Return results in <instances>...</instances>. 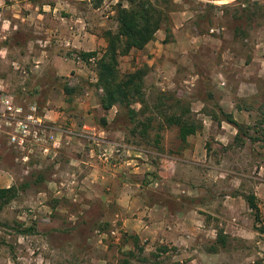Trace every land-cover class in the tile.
I'll list each match as a JSON object with an SVG mask.
<instances>
[{
  "label": "rangeland",
  "instance_id": "374dc122",
  "mask_svg": "<svg viewBox=\"0 0 264 264\" xmlns=\"http://www.w3.org/2000/svg\"><path fill=\"white\" fill-rule=\"evenodd\" d=\"M118 1L0 0V90L26 103L37 102L44 93L40 111L50 116L48 122L65 131L61 147L45 156L36 144L27 143L24 150L10 145L0 128V188L29 184L0 207V264H123L122 250L128 249L134 250L129 264H144L143 257L150 264H264V147L260 141L247 138L234 141L236 129L226 122L218 125L208 114L217 103L249 126L252 134L253 128L264 125V0H172L173 6H162L169 19L154 38L143 49H132L119 57L121 72L147 65L144 93L150 104L158 91L176 93L191 103V119L202 123V129L189 136L192 146L205 153L201 158L197 155L202 166L185 161L157 162L160 170L175 172L185 194L197 185L196 202L185 204L202 202L203 209H196L200 214L195 218L201 219L204 227L180 240L173 239L175 233L164 237L161 230H146L138 235L141 251L132 247V239L124 243V238L137 234L135 230L143 221L124 226L120 218L138 217L140 201L134 203L133 197L145 198L141 205L150 200L164 203L153 195L159 186L152 184L147 190L138 187L135 181L144 180L151 171L147 167L140 172L133 170L137 161L128 164L126 160L134 153L116 152L105 142H100L101 146L92 142V138L126 142L122 131L103 132L98 126V119L106 116L110 120L116 108L105 112L100 107L101 90L95 91L92 68L78 76H59L54 75L49 62L53 55L63 58L61 55L70 52L71 47L61 45L60 40L62 35L73 39L65 21L71 7L80 16L72 26L89 33L79 40H91L92 45L85 48H92L99 56L106 45L102 32L116 29ZM246 2L249 12H254L250 20L237 18L236 12ZM203 11L210 17L199 18ZM196 20H200L199 26ZM27 30L34 36L24 46L23 32ZM42 45L46 52L38 50ZM44 74L50 79L47 86L41 82ZM80 78L87 83L70 94L72 100L67 103L62 84L77 86ZM239 104L242 110L235 108ZM134 106L140 107L138 103ZM162 135L166 153L173 150L178 152L175 155L182 154L176 126L164 128ZM23 154L28 155L26 161ZM142 158L133 157L143 163ZM91 163L96 172H88ZM40 170L46 173V180L35 184L31 174ZM169 183L166 180L164 184ZM249 193L256 196L259 222L244 199ZM223 202H231V209ZM105 222L109 226L101 229ZM29 227L33 228L31 233H20ZM180 229L179 224L174 228ZM219 229L228 236L227 246L208 252L206 248ZM192 258L196 260L190 262Z\"/></svg>",
  "mask_w": 264,
  "mask_h": 264
},
{
  "label": "trees",
  "instance_id": "16d2710c",
  "mask_svg": "<svg viewBox=\"0 0 264 264\" xmlns=\"http://www.w3.org/2000/svg\"><path fill=\"white\" fill-rule=\"evenodd\" d=\"M162 6L165 9L173 6L172 0H119L114 15L117 22L116 29H106L102 32V37L106 42L102 53L97 56L98 52L95 50H73L68 54V56L73 55V57L88 63V66L92 68V71L96 75V80L93 84L95 91L101 90V93L98 94V102L102 110L108 112L112 108H116V112L110 120L106 116H101L98 119V126L105 130H120L124 133L127 144H131L137 148L142 147L146 151L152 149L159 154L166 153L164 151L162 135L164 128L171 126L177 127V137L180 141L181 148L188 145L186 141L188 136L202 129V123L197 124L190 117L191 103L184 102L182 98L176 96V93L165 90L158 91L154 97V102L152 104L149 103L144 93V78L148 71L147 65L127 72H121L119 69V57L128 54L132 49H143L154 38L155 32L161 27L162 23H165L169 19L168 14L165 13ZM249 6L246 2V6L236 12L237 18L250 20L251 14L253 16L254 12H249ZM198 17L208 18L210 16L207 11H203ZM199 21L196 20L194 22L196 26H199ZM238 30H241V28H238ZM23 33L25 38L22 44L25 46L29 41H32L31 39L34 35H31L30 30ZM91 58L93 61H90ZM52 79L54 81L56 78L53 77ZM80 80L77 86H70L67 83L62 84L61 88L65 93L67 103L72 100L69 95L74 91L83 89L84 84L87 83L85 79L80 78ZM48 81L50 83L49 76L41 78L42 83L46 82L45 86H47ZM50 86L52 85L50 84ZM36 91L37 88H34L33 92ZM12 95L17 99L14 94ZM43 98L44 93L41 95V98H38L37 102L34 101L39 110H41L44 104ZM166 101H170L169 103L171 104H166ZM137 103L140 105L138 109L134 106ZM214 105L215 110L209 111V116L218 125L221 122L232 125L236 129L233 137L234 141L241 142L243 141L242 138H247L254 142L260 141L264 147V125L253 128L252 132L254 134H252L250 133V127L239 122L233 116L232 112L226 111L217 103ZM235 108L242 110V104L236 105ZM167 153L174 154L178 152L169 150ZM31 175L34 177L33 182L35 184L46 180V173L42 170ZM163 178L165 177L158 172H148L146 178L141 180L140 184L147 186L148 183ZM27 185L29 184L24 183L19 187L11 185L0 188V207L14 199L18 195L19 189H23ZM153 195L155 197L160 196L167 206L175 208L182 207L177 205L176 201L181 202V205L184 203L183 201L196 202L195 198L183 195L177 197L169 196L167 192H162L161 194L153 193ZM244 199L254 213L255 222H259V208L256 196L253 193H249L244 195ZM168 201L172 204H167ZM109 209L113 213L116 211L113 206L109 207ZM118 224L120 225V222ZM107 226H109V222L103 223L101 229ZM255 229L262 231V228L257 226H255ZM32 230V227L24 228L20 230V233H31ZM227 237V234L222 229L217 230L216 237L206 248L207 251L215 253L218 250L224 249L227 246ZM129 239H132V247H136L139 251L143 250L139 245L138 234H129L128 237L124 238V243H127ZM122 252L125 255L122 261L123 264H129L131 257H134V250L128 249L122 250ZM146 259L143 257L141 261L144 264H150L151 262L146 261Z\"/></svg>",
  "mask_w": 264,
  "mask_h": 264
},
{
  "label": "crops",
  "instance_id": "0c3cea01",
  "mask_svg": "<svg viewBox=\"0 0 264 264\" xmlns=\"http://www.w3.org/2000/svg\"><path fill=\"white\" fill-rule=\"evenodd\" d=\"M70 17H66V20L70 26H69V34L71 37H73V39L71 40V38H66L64 35H62L61 40H60V44L61 45H65L70 46V51L72 52L73 50H84V51H91L93 50L92 48H85L86 44L88 45H92L91 44V40L88 42H83L82 40H79V37H81L82 34H88V31L86 30H80L81 28H76V26H72V23H74V25H76V21H78L79 19V15L76 16V14L74 13L73 7H71L70 9ZM74 13V14H73ZM77 17V18H76ZM65 18V17H64ZM62 19V18H61ZM63 29H61L62 31ZM65 31V30H64ZM67 36H68V32H67ZM37 41H40V39H36ZM84 41L86 39H83ZM32 41H29L27 44H29ZM46 41H44L45 43ZM43 44V42H42ZM34 45V44H32ZM45 45V44H44ZM78 45H83L81 48ZM45 46L42 45V47H39L38 50L41 52H46L47 49L44 48ZM49 55V54H48ZM55 57H58V59L60 60H56ZM52 57H50L49 62L53 67V73L55 75H64V76H78L80 75V73H82L84 70H87L86 73L89 71L90 66H88V63L82 61L81 59L75 58L73 57V55L70 56H65L64 54L61 55L63 56H57V55H53ZM64 61V62H63ZM90 61H93L92 58L90 59ZM38 62V61H37ZM91 69V68H90ZM93 75H95L93 72H91ZM45 76V74H44ZM43 76V77H44ZM96 78L93 80L95 81ZM70 85V84H69ZM100 90V89H99ZM44 116L48 119V117H50L49 115H45ZM52 119V118H51ZM108 119V118H107ZM50 121V120H48ZM101 131L105 132V129H100ZM120 131V130H119ZM107 132V131H106ZM194 135V134H193ZM192 136V135H190ZM87 138V137H86ZM89 139H91V136H88ZM187 146L182 148V150L180 151L182 154L180 155H175V154H170V153H161L159 154L157 151L155 150H143V149H139L131 144H127L126 142H115V141H109V140H105V139H100V138H92V142L96 145H100V142H105L107 144V146H120L119 150H126L127 152L130 153H134L132 158L127 159V163L131 164L133 161H137L134 165V171L136 172H140L142 168H146L149 169L151 172H158L160 174H162V176H164L165 178L163 179H156L150 183H148L147 186L141 185L140 182L135 181V183H137L139 188H143L145 190H147V188L149 186H151L152 184L154 186H159L158 190L153 189V193H157V194H161L162 192H167L169 193V196H174L177 197L179 195H183L186 197H196V191L198 190L197 185L192 186L191 188H189L187 190V194H185V188L184 185L182 184L181 180L176 177L175 172L171 171V170H160L161 168V163L157 162L158 160H164V161H172V162H191L192 164H198V160L202 161L200 158L202 156L205 155V153L201 152V149H196V147L192 146V140L190 139V137L188 136L187 138ZM101 146V145H100ZM113 148V147H112ZM114 149V148H113ZM118 150V151H119ZM114 151V150H113ZM197 153V154H196ZM101 154H103V152H101ZM141 154H143V156H141ZM151 154V155H150ZM199 154V155H198ZM132 155V154H130ZM197 155L200 157H197ZM179 156V157H178ZM133 157L136 158H142L144 160V162L142 163L141 160H137V159H133ZM148 157H151V160L148 159ZM177 157V158H176ZM183 157H186L183 158ZM154 159V160H153ZM157 159V160H156ZM139 161L141 162V167ZM197 162V163H196ZM134 163V162H133ZM88 167L91 168H87L88 172L92 170V172H96L98 169L93 166V164L91 163ZM201 165L202 164H198ZM158 180V181H157ZM166 180H169V184H164L166 182ZM160 182V183H159ZM149 189V188H148ZM151 191V190H150ZM148 193V192H147ZM145 194V193H144ZM143 195V194H142ZM140 196V193L137 195ZM147 198V197H146ZM145 200V198H139L137 199V197H133V201L134 203H138V201L143 202ZM139 202V208H141L140 211H138L136 214L138 215V217L136 218H132L131 216H126L124 217V219H122V217L120 218L122 220V224L124 226H127V224L132 223V221L137 220L136 225H139V222H142V225L140 227L139 230H135L136 233L140 236L143 234V232H145L146 230L149 231V229H152L153 231H157V230H161V233L164 235L167 234H173L175 233L177 236H172L173 239H175L176 237L180 240L181 238H185L188 237L187 233L189 232L190 235H194V233H199V231H195L193 233V230H201L204 227L203 222L201 221V219H199L198 217L195 218V214L199 216V211L197 212L196 209H203L202 208V202L201 203H195L193 206H187L185 204L186 201L184 202V205L182 207L179 208H175V207H171V206H167L165 203H159V202H154V201H149V202H144L142 205ZM181 203V202H180ZM200 204V205H199ZM181 206V204H179ZM223 206L226 205V209L229 210L232 207L231 202H223L222 204ZM225 210V208H224ZM121 213V212H120ZM119 213V215H120ZM213 215L215 216V214L213 213ZM213 221H215V219H212ZM177 224L181 225V229L175 231L174 228L177 227ZM156 233H160V232H156ZM186 233V236H184ZM224 233H226L224 231ZM182 235V237H181ZM165 237V236H164ZM195 237V236H193ZM186 241H190L187 240ZM196 259L192 258L190 260V262L194 261Z\"/></svg>",
  "mask_w": 264,
  "mask_h": 264
},
{
  "label": "built area",
  "instance_id": "2783aa9c",
  "mask_svg": "<svg viewBox=\"0 0 264 264\" xmlns=\"http://www.w3.org/2000/svg\"><path fill=\"white\" fill-rule=\"evenodd\" d=\"M0 92V128L10 145L24 150L27 143L36 144L45 156L61 147L65 131L48 122L35 102L26 103L12 94ZM112 147L118 152L120 146ZM21 158L26 161L28 155L23 154Z\"/></svg>",
  "mask_w": 264,
  "mask_h": 264
},
{
  "label": "clouds",
  "instance_id": "9594fccd",
  "mask_svg": "<svg viewBox=\"0 0 264 264\" xmlns=\"http://www.w3.org/2000/svg\"><path fill=\"white\" fill-rule=\"evenodd\" d=\"M221 2H227V0H221Z\"/></svg>",
  "mask_w": 264,
  "mask_h": 264
}]
</instances>
